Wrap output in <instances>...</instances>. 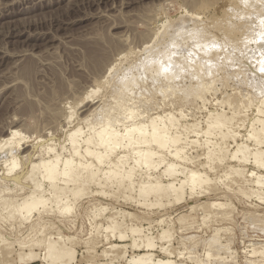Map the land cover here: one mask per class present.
<instances>
[{
  "label": "rangeland",
  "instance_id": "1",
  "mask_svg": "<svg viewBox=\"0 0 264 264\" xmlns=\"http://www.w3.org/2000/svg\"><path fill=\"white\" fill-rule=\"evenodd\" d=\"M229 4L231 5L229 0H0V132H6L12 125H15L18 130L30 138L28 140L30 142L35 141L36 138L42 139V137L44 141L48 142L51 135L52 137L54 135V143L58 145L65 142L68 131L78 126H81L83 131L85 130L84 132H86L88 128L85 120L96 122L114 104V100L111 98L113 97L111 84L115 83L114 80L117 79L116 75L113 73L110 76L114 77L109 76L103 79V75L109 64L115 63L116 68H118L116 70L120 71L119 73L117 72V75L121 73V69L124 70L121 74L127 71L125 70L126 68L133 69L134 66L132 65H135L136 62L138 63L144 56L146 57V52L148 53V51L145 52L143 50L146 45L156 46L158 44H153L152 42L155 34L164 32L165 27L167 28L176 21L186 19L188 14H183V11L187 13L197 12L203 21L210 19L208 24L205 21V26L207 25L208 27L212 22L211 20H215L217 23L228 22L232 19L231 10L225 11L226 6L230 7ZM241 7V5L236 3L232 5V8L237 11H241ZM261 7H264V1ZM164 24L166 25L164 26ZM231 59H224V64L222 62V64L213 66V72L218 73L214 77L216 80L214 82L215 85L210 90L213 92L207 93V96L205 95L207 99V111H198V107L202 104L195 99L196 91L188 89L183 95L181 94V96L177 97H173L172 92H169L165 95L168 96L166 97L167 100L165 96L158 95L157 100L154 97L155 102L152 101L154 103L149 104L150 111L148 115L155 116L157 113H170L173 111L177 116H180V110L182 109L184 114H189L188 117L193 116L197 121L204 122L205 116L208 115L209 111H225L228 116L232 115L228 105H224L223 100L226 99V101L228 100L235 104L242 102L241 105H244L247 109L246 115L252 119L257 113L255 105L259 97L261 98L264 94V73L258 75L254 72L257 68L255 60L248 62L244 61L242 57L240 64L235 65L236 67H230L232 64ZM223 67H225V70H220ZM200 69H193L191 71L192 76H196L197 74L198 76L202 75L203 70L211 69V65ZM132 71L136 75L135 70H131L128 71V76L131 75ZM189 73L190 71L187 68L185 70H178V79L175 83L179 85L180 83L183 85L186 83V86H188L191 83V75L188 76ZM136 76L138 79L135 81V89H133L135 91L133 92L135 93L134 97L138 95V91H141L144 86H148L149 89L153 85L152 81L143 82L138 74ZM197 77L194 80L201 79ZM192 85H196V81ZM88 90L97 91L92 96L94 98L92 100L94 101H89L90 103L83 101L84 92ZM144 92H147L145 96L149 93L146 90ZM229 97L231 99H228ZM145 98L142 97L141 99L145 100ZM188 99L190 100L188 101ZM172 102L175 104L174 106L172 105L173 107L171 106ZM160 105L162 108H160ZM155 106H157V109ZM96 107H99V110L93 113V110L97 109ZM69 115L74 118H71ZM69 117L72 122H70ZM15 119H17L16 122ZM67 119L70 123L67 122ZM68 127L69 129H67ZM236 132L241 133V137L238 136V139L235 138V141L241 143L244 136L248 133V129L239 128L236 129ZM195 138L192 137V139ZM204 139L206 138H202V141ZM230 140L227 143L233 151L235 150V143L234 140ZM28 145L31 144L28 143ZM191 149L189 150L191 156L197 158L196 164H194L196 167L194 165L190 167H198L200 169L201 165L207 161L205 156H202L205 150L200 148ZM58 150L61 151L59 146ZM64 154L67 156L68 152L65 151ZM197 155H200V159ZM27 164L24 167L30 166L29 163ZM228 164L234 163L228 162ZM225 167L226 165L221 168L225 170ZM222 169L219 168L218 174H210V171L205 167L200 170L204 172L207 170L206 173L211 178H217L218 175L222 174ZM230 181L227 179L224 182L214 181V186L210 187L213 190L209 188L208 195L198 191L194 196H191L188 192L184 199L185 201L183 200L184 202L182 201L183 203L181 204H174L172 201V205V202L170 204L166 198L162 199L161 202L160 200L151 198L149 202L156 201V204L161 203V206L156 205L157 207L149 206V204L146 206V204L144 205L139 200L140 198H138L136 193L135 195L134 193H124L122 190L120 193L115 186H109L107 190L105 189L106 187L102 189V187L97 188L98 186H92L91 188H87L82 193L83 196L81 194L77 201L76 198L79 196L75 199L72 198L70 205L73 208L69 214L66 213L62 216L56 212L54 206L51 207L52 209L48 208L52 214L48 213L49 219L47 217L48 221H45L47 228L43 230L45 234L49 230L48 234L42 233L43 237L41 235L39 237L38 235L37 238L33 236L31 238L41 239L44 236L46 238L48 236L49 238L51 234L50 238H53L55 241H57L59 234L63 237L66 236L65 238H73L74 241L69 242V245L76 249L77 259L75 260L76 263L74 261L70 264H105L109 262L113 264H128V260L133 255L139 253L131 247L128 248V256L124 260L116 259L112 261L109 259L111 257L107 259L103 256L104 250L110 251L109 248L113 244H131L129 238L125 242L126 244L120 243L117 236L116 238L111 237L113 236L112 230H107L106 232L105 229L111 225L109 221L111 222L112 219L110 220L109 217L113 216L112 221L116 220V223H119L115 231L116 235L118 234L117 232H127L131 225L137 224L135 226L142 227L145 233L156 237L163 228L166 229L170 226L171 229H174L172 232H175L173 233L175 237H173L174 243H172V252H174L175 256L171 259L176 264H180V262L181 264H192L191 259L188 257L196 255L195 257L198 258L199 256V259H205L206 246H208L209 240L216 236V232L214 231L220 228L219 230L222 231V234L219 232L220 236L218 234L220 244L223 246L229 245L231 249L225 248L228 250L227 252L222 249L220 253L222 257L228 258L227 263H222L223 261L218 263L250 264V260H253L250 257V250L252 248L250 243L258 244L259 242V245L264 246V197H262L261 201V199L252 198L255 196H252V192L250 194L249 191L248 197L236 191H225L223 184L233 185ZM233 186V189H235L236 185L234 184ZM108 188H111V190ZM216 190H219L221 193ZM213 191L214 193H212ZM95 192H97L96 195ZM249 194L251 199L249 198ZM73 201L75 205H73ZM213 202L229 204L223 209L224 211L221 210L220 212L227 213L231 219L222 220L220 217L215 218L213 215L210 216L215 220L210 216L206 217V219L204 216L207 215L206 212L208 214L211 213V210V214H213V211L219 212L217 208L208 207ZM208 203L207 207L210 212L206 207ZM6 216H0V220L2 219L1 221L3 222H0V239L2 235L3 240L1 239V241L6 242L8 240L7 243L0 241V264H43L41 258L46 253H41L40 249H37L38 253L34 254H38L39 257L37 256V260L35 259L34 261L33 259L31 260L30 253H27L28 251H21L17 244L18 239L21 240L19 234L31 225L39 222L40 219L36 220L38 214L35 213L32 216L31 221L33 222L30 221V223L22 225H20L17 219L15 221L14 218ZM115 217L116 219H114ZM9 221L11 223H8ZM8 227L10 228L8 229ZM38 228L40 229V227ZM57 233L58 235H56ZM190 237H194V239ZM225 237L226 239H224ZM24 241L28 242L27 239ZM118 251L121 252L122 249ZM118 251L114 252V254H119ZM188 251L191 252L190 256ZM154 253L157 256L164 257L158 249ZM181 253L182 255H180ZM67 261L66 258L63 260L64 263ZM211 263H215V261L212 259Z\"/></svg>",
  "mask_w": 264,
  "mask_h": 264
},
{
  "label": "bare ground",
  "instance_id": "2",
  "mask_svg": "<svg viewBox=\"0 0 264 264\" xmlns=\"http://www.w3.org/2000/svg\"><path fill=\"white\" fill-rule=\"evenodd\" d=\"M229 1L231 5L229 4L230 7L226 6L225 11L231 10L232 19H230V21L217 23L215 20H211L212 22L208 27L207 25L205 26V23L207 22L208 24L210 19H208V21L205 20V22L197 12L187 13L183 11V14H188V18L186 17V19L176 21L167 28L165 27L164 32L155 34V37L153 36L154 38H152V42L153 44H158L156 46L146 45L143 49L145 52L148 51V53L146 52V57H142L143 59H140L138 63L136 62L135 65H132L134 66L133 69L126 68L125 70L127 71L123 74L121 73L124 70L121 69V75H117V72L119 73L120 71L116 70L118 68H116L115 63L109 64L103 75V79L113 75V73L116 75L115 77L117 79L114 78L116 79L114 80L115 83L111 84L113 97L110 96L114 100L113 105L115 106L111 105L108 111H103L105 113H103L100 119L98 118L97 121L95 120L96 122L85 120V124H87L88 128L86 132H84L85 130L83 131L81 126H78L67 132L65 142L60 145L54 143V135L53 137L51 135L48 142L44 141L43 137L42 139L36 138L35 141L30 142L28 141L30 138L18 130L15 125L11 126V123L9 124L11 127L8 131L3 133L2 131L0 132V216L7 215L6 217L9 216L8 218L12 217L15 221L18 220L20 225H22L28 222L30 223L32 216L35 213L38 214L39 218L37 216L36 220L38 221V219H40L39 222L31 225L25 231H22L21 234H19L21 240L18 239L17 243L21 251H28L27 253H30L31 260L33 259L35 261V259L37 260V256L39 257L38 254H34L38 253L37 249H40L41 253H46L45 256L41 258L43 264H70L77 259L76 249L69 245V242L74 241L73 238H65L66 236L63 237L60 234L57 237V241L50 238L52 234L49 238L48 236L47 238L45 236L41 239L36 238L38 235L39 237L40 235L43 237L42 235L45 234L43 231L47 228L45 226V221H48V213H51V210L49 211L48 208L52 209L51 207L54 206L56 212L62 216L66 213L69 214L73 208H71L70 205L72 198L75 199L79 196L76 198L77 201L80 195L85 192L87 188H91L92 186H98L97 188L102 187V189L106 187V190L109 186H115L120 193L121 190L124 191V193H134V195L136 193L138 198H140L139 200L144 205L146 204L147 206L149 204V206L154 207L156 205L161 206V203L158 201L159 204H156L155 200H160L161 202V200L165 198L169 203L173 201L174 204H181L185 201L184 199L188 192L191 196H194L198 191L208 195L207 192L209 193L208 190L212 189L210 187L215 184L214 181L224 182L225 179H227L231 180L230 182H232L233 185L235 184L236 188L233 189L234 186L230 184H223L225 191H236L244 196H247L249 191L250 194L252 192V196H255H251L252 198H258L262 201V197H264V94L261 98L259 97L257 104H254L257 113L252 119L248 118V115H246L247 109L244 105H241L242 102L238 101L240 104H235L228 100L226 101V99L223 100L224 105H228L232 115L228 116L225 111H209L208 115L205 116L206 119L204 122L197 121L192 115L193 118L188 117L189 114H184L181 108L180 116H177L173 111L170 113H157L159 110L156 112L157 114L155 116L148 115L150 111L149 107L155 102V98V100L158 99V95L165 96L169 92H172V96L177 97L179 95L181 96V94L183 95L188 89L196 91L195 99L202 104L198 107V111H207V99L205 95L213 92L210 90L214 87L213 85H215L214 82H216V80L214 77H216L215 74L218 73H214L212 69L216 64L219 65L222 64V62L224 64V59L229 60L232 58L230 67H236L237 64H240L242 57L244 61L248 62L255 60L257 68L254 72L260 75L261 72L259 68L262 62H264V40H261V36L264 35V7H261L264 0ZM235 3L241 5L243 9L241 7V11H237L232 8V5ZM165 25L166 24H164V26ZM120 54L118 55L120 56ZM208 65H211V69L203 70L202 75L198 76V74L195 73L197 75L192 76L191 71L193 69L197 68L201 70L200 68ZM165 68L168 70L164 71ZM186 68L190 71L188 76L191 75V83L188 86H186L187 84L185 82L184 85L181 83L180 85L176 84L175 81L178 79L177 71L185 70ZM131 70H135L136 75L138 74L143 82L152 81V87L148 89V86H144L143 88L149 92V97H147L148 95L145 96L147 92H144L143 89L141 90L142 92L137 90L138 95L136 94L137 96H133L135 94L133 93L135 92L133 91V89H135V81L138 77L133 71L131 75L128 76V71ZM220 70L224 71L225 67ZM212 74L214 75L212 76ZM197 76L201 79L194 80ZM194 81H196V85H192ZM147 84L149 85V83ZM84 93L85 96L83 101L90 103L89 101H94L92 100V96L94 93L96 94L97 91L88 90ZM142 97L145 98V100H142ZM166 97L168 96H165V99ZM228 99L231 98L229 97ZM189 100L190 99H188V101ZM172 105H175L174 102H172L171 106ZM157 106L159 105L157 104ZM157 106H155L156 109ZM96 108L97 109L93 110V113L99 110V107ZM160 108H162L161 105ZM243 108L245 111L242 110ZM114 112H117L116 115ZM72 117L73 116H71V118ZM237 118L239 119L236 120ZM16 120L17 119H15V122ZM69 120L72 122L70 117ZM67 122H69L68 119ZM239 128L248 129V133L244 136L241 143L235 141V138L238 139L237 137L241 134L236 132V129ZM67 129H69V127ZM192 137L196 138L192 139ZM202 138L206 139L202 141ZM230 139H232V141L234 140L235 143V150L233 151L227 143L231 141ZM28 143L31 145H28ZM58 146L61 151L58 150ZM191 148L205 150L202 156H205L207 161L206 163H201L202 169L205 167L210 171V174H218L219 172L217 173V171L219 168L222 169L221 167L226 165L225 170L222 169V174L218 175L217 178H211V176L206 173L207 170L204 172L198 167V169L191 168L190 166L196 164L195 161L197 158L191 156L189 152ZM65 151L68 152L67 156L64 154ZM198 157L200 159V155ZM228 162L234 164H228ZM27 163H29L30 166L24 167ZM223 178L224 180H222ZM108 189L111 190V188ZM96 193L97 192H95V195ZM212 193H214V191ZM151 198H154L155 200L153 201L155 202H149ZM72 203L75 205L74 201ZM209 203L206 204V207ZM228 205L216 202L211 203L208 207L217 208L219 212L213 211V214H211L212 210L210 214L206 212L207 215H204L205 218L213 215L215 218L220 217L222 220H230V216L227 213H223V209ZM221 210L223 211L220 212ZM109 218L113 220V216ZM114 219H116V217ZM1 220L0 222H2ZM112 220L111 222L109 221L111 225L105 229L106 232L107 230H112L113 236L111 237L116 238L117 236L120 243H125L129 238L131 244H113L109 248L110 251L104 250V257L107 259L111 257L109 259L112 261L116 259L124 260L126 256H128V248L131 247L139 253L133 255L128 260V264H176V262L171 259L175 256L174 252H172V243H174L173 239L175 238L173 233L175 232H172L174 229H171L170 226L166 229L163 228L156 237H153L152 234L145 233L142 227L135 226L137 224L131 225L127 232H117L118 234L116 235L115 231L119 223L117 222V224L116 220H114L115 222ZM74 221L76 220L74 219ZM8 223L11 222L9 221ZM38 227H40V229ZM9 228L10 227H8V229ZM219 229L214 231L216 232V236L211 238L208 246H206L205 259H199V256L198 258L195 257L196 255L192 257L190 256L191 252L188 251L190 256L188 258L191 259L192 264H219L218 262L223 261L222 263H225L227 261L228 258L222 257L220 252L222 249L227 252L228 250L225 248H231L229 245L223 246L220 244V238L218 237L220 236L219 232L222 234V231ZM47 232L46 234H48ZM56 235H58V233ZM32 236L36 238L33 239L31 238ZM190 238L194 239V237ZM1 239L3 240L2 235ZM26 239L28 242L24 241ZM224 239H226V237ZM7 242L8 240L4 243ZM189 243L191 242L189 241ZM251 245L250 257L251 259L253 258V260H250V264H263L264 246L261 244L259 245V242L258 244L250 243V246ZM119 249H122V251L119 252ZM156 249H158L164 257L157 256L156 253H154ZM117 251L119 254H114V252ZM182 253L180 255H182ZM229 256L232 257L231 255ZM65 258L68 260L66 263L63 262ZM212 259L215 263H211ZM105 264L113 263L109 262Z\"/></svg>",
  "mask_w": 264,
  "mask_h": 264
},
{
  "label": "snow or ice",
  "instance_id": "3",
  "mask_svg": "<svg viewBox=\"0 0 264 264\" xmlns=\"http://www.w3.org/2000/svg\"><path fill=\"white\" fill-rule=\"evenodd\" d=\"M261 40H264V35L261 36ZM167 70H168L167 68L164 69V71H167ZM259 71L261 73H264V62H262L261 66L259 68Z\"/></svg>",
  "mask_w": 264,
  "mask_h": 264
}]
</instances>
